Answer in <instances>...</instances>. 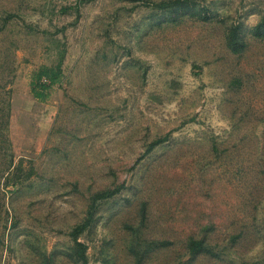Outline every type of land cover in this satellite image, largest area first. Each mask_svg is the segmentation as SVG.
Here are the masks:
<instances>
[{
  "label": "rangeland",
  "instance_id": "obj_1",
  "mask_svg": "<svg viewBox=\"0 0 264 264\" xmlns=\"http://www.w3.org/2000/svg\"><path fill=\"white\" fill-rule=\"evenodd\" d=\"M201 4L210 20L166 23L124 0H0V264H76L69 233L115 188L79 236L88 264H264V0Z\"/></svg>",
  "mask_w": 264,
  "mask_h": 264
},
{
  "label": "trees",
  "instance_id": "obj_2",
  "mask_svg": "<svg viewBox=\"0 0 264 264\" xmlns=\"http://www.w3.org/2000/svg\"><path fill=\"white\" fill-rule=\"evenodd\" d=\"M131 3H135L147 9L156 10L162 15L165 16L164 21L166 23H176L183 18H196L200 21H208L211 19V16L208 14L209 11L205 6H202V2L205 0H162V1H153V0H124ZM14 17V15H7L4 20L9 21ZM250 34L254 38L264 39V15L251 29ZM226 46L232 54H240L245 48V42L241 38V27L239 25L231 26L228 29L226 35ZM60 69V64L54 69H41L38 76L33 78L32 81V90L37 91L40 88L41 90L45 88L46 83L53 84L56 81L57 71ZM165 137L159 138L150 144V147L147 151H150L156 145L164 142ZM8 165L3 172V179L5 180L3 186L5 188L12 187L13 190H16L17 186H21L25 183L26 176L23 174H18V169L11 168L13 167L12 159L7 162ZM119 191L118 188L107 190L101 193L94 195L92 198L89 211L85 220L69 233L71 240L73 242V257L76 264H88L87 259V247L86 245L79 241V236L89 227L95 203L100 199H105L112 197ZM163 245V244H161ZM187 250L191 258H194L200 254H211L212 251L204 241L196 240L190 238L187 243Z\"/></svg>",
  "mask_w": 264,
  "mask_h": 264
}]
</instances>
